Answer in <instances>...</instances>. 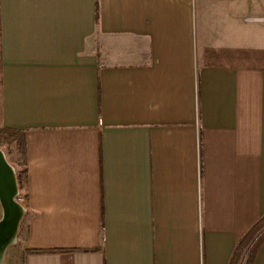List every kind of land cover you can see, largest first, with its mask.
Masks as SVG:
<instances>
[{
  "label": "crops",
  "instance_id": "obj_1",
  "mask_svg": "<svg viewBox=\"0 0 264 264\" xmlns=\"http://www.w3.org/2000/svg\"><path fill=\"white\" fill-rule=\"evenodd\" d=\"M0 128L26 138L20 264H244L264 0H0Z\"/></svg>",
  "mask_w": 264,
  "mask_h": 264
},
{
  "label": "trees",
  "instance_id": "obj_2",
  "mask_svg": "<svg viewBox=\"0 0 264 264\" xmlns=\"http://www.w3.org/2000/svg\"><path fill=\"white\" fill-rule=\"evenodd\" d=\"M97 14V0H96ZM0 145L6 146L9 151L16 154L14 168L18 186V193L27 194V158H26V138L22 131L15 129L0 128ZM264 240V216L258 220L238 243L235 253L241 255L244 249L248 248V253L244 264H252L258 246ZM28 253H43L40 250H28ZM232 264V262H231Z\"/></svg>",
  "mask_w": 264,
  "mask_h": 264
},
{
  "label": "water",
  "instance_id": "obj_3",
  "mask_svg": "<svg viewBox=\"0 0 264 264\" xmlns=\"http://www.w3.org/2000/svg\"><path fill=\"white\" fill-rule=\"evenodd\" d=\"M18 192L16 174L0 149V259L18 233L19 224L24 214L23 206L15 200Z\"/></svg>",
  "mask_w": 264,
  "mask_h": 264
},
{
  "label": "rangeland",
  "instance_id": "obj_4",
  "mask_svg": "<svg viewBox=\"0 0 264 264\" xmlns=\"http://www.w3.org/2000/svg\"><path fill=\"white\" fill-rule=\"evenodd\" d=\"M0 149L4 152L7 161L11 165H13L14 164V160L17 157L16 154H14L12 151H9L6 148V146H4V145H0ZM19 195L22 197V199H25L24 195H22V194H19ZM19 229H20V225H19V228H18V232H19ZM20 240H21V236L19 237V234L17 233L14 242L7 247V249H6L5 253H4L2 264H20L19 256H18V254L16 255V253H17L16 250L18 249V245H19ZM246 250H247V252L245 254V260H246V257H247L248 248ZM245 260H244V262H245Z\"/></svg>",
  "mask_w": 264,
  "mask_h": 264
},
{
  "label": "built area",
  "instance_id": "obj_5",
  "mask_svg": "<svg viewBox=\"0 0 264 264\" xmlns=\"http://www.w3.org/2000/svg\"><path fill=\"white\" fill-rule=\"evenodd\" d=\"M15 200L20 203L23 206V201L24 199H22V197L19 195V193L17 192L16 196H15Z\"/></svg>",
  "mask_w": 264,
  "mask_h": 264
},
{
  "label": "bare ground",
  "instance_id": "obj_6",
  "mask_svg": "<svg viewBox=\"0 0 264 264\" xmlns=\"http://www.w3.org/2000/svg\"><path fill=\"white\" fill-rule=\"evenodd\" d=\"M2 260H3V259L1 258V259H0V264H2Z\"/></svg>",
  "mask_w": 264,
  "mask_h": 264
}]
</instances>
